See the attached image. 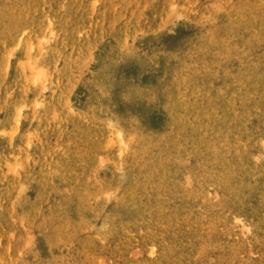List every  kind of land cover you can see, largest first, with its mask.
Returning a JSON list of instances; mask_svg holds the SVG:
<instances>
[{
    "label": "rangeland",
    "instance_id": "1",
    "mask_svg": "<svg viewBox=\"0 0 264 264\" xmlns=\"http://www.w3.org/2000/svg\"><path fill=\"white\" fill-rule=\"evenodd\" d=\"M0 264H264V0H0Z\"/></svg>",
    "mask_w": 264,
    "mask_h": 264
}]
</instances>
